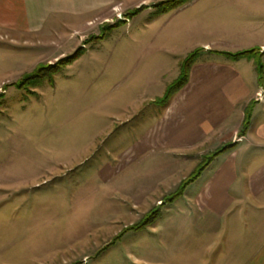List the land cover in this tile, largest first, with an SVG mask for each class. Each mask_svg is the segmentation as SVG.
Masks as SVG:
<instances>
[{
  "label": "rangeland",
  "instance_id": "rangeland-1",
  "mask_svg": "<svg viewBox=\"0 0 264 264\" xmlns=\"http://www.w3.org/2000/svg\"><path fill=\"white\" fill-rule=\"evenodd\" d=\"M136 3L78 31L0 32V264H197L204 183L173 196L213 152L147 140L170 118L179 62L247 49L260 2Z\"/></svg>",
  "mask_w": 264,
  "mask_h": 264
},
{
  "label": "crops",
  "instance_id": "crops-1",
  "mask_svg": "<svg viewBox=\"0 0 264 264\" xmlns=\"http://www.w3.org/2000/svg\"><path fill=\"white\" fill-rule=\"evenodd\" d=\"M129 1L134 7L139 5L138 0ZM226 1L238 6L260 2L256 14L263 25L248 30L251 35L240 37V42L247 44L243 51L259 50L262 81L251 60H229L221 52L225 60L196 59L185 85L171 96L170 118L160 126L158 137L147 142L156 140L163 147L186 152L197 150V158L228 146L196 179L204 183L197 186V264L208 255L211 264H264V0ZM121 2L0 0V32L56 33L74 23L78 31L92 16L105 17L107 8ZM235 48L244 47L237 43ZM247 109L249 124L240 135ZM203 242L216 244L220 251L207 252L200 248Z\"/></svg>",
  "mask_w": 264,
  "mask_h": 264
},
{
  "label": "trees",
  "instance_id": "trees-1",
  "mask_svg": "<svg viewBox=\"0 0 264 264\" xmlns=\"http://www.w3.org/2000/svg\"><path fill=\"white\" fill-rule=\"evenodd\" d=\"M141 8H142V6L137 8L138 12L140 11ZM251 52H254V49L253 50L240 51V52H236L234 54L227 53V52H221V53L223 55H226V56L231 57V58L240 59L242 57L248 56ZM72 57H74V55ZM196 59H197V52L195 50V51L191 52L190 54H188L182 62H179V69H180L179 75H178L177 79L172 84H169L166 87V90H165V93L163 96L164 99L168 100L177 90L181 89L185 85V83L187 82V79H188L190 67L192 66V64L194 63V61ZM255 69H256L257 74H258L259 82H261L262 77H263V66H262L260 61L255 62ZM42 70H44V69H42ZM34 77H37V75L35 74ZM250 114H251L250 110L247 109L241 130L239 132L240 135H242L247 130V127L249 124V119H250ZM227 148H228V146L220 148V149L216 150L215 152H213L209 156V160L205 164H202L201 166H199L191 178L187 179L186 181H184L180 184V186L178 187L177 191L175 192L173 198L180 196L184 192L186 187L199 177V175L205 169V167L208 165V163L211 161V159L214 156H216L217 154L225 151ZM151 217L153 218L154 216H151Z\"/></svg>",
  "mask_w": 264,
  "mask_h": 264
},
{
  "label": "built area",
  "instance_id": "built-area-1",
  "mask_svg": "<svg viewBox=\"0 0 264 264\" xmlns=\"http://www.w3.org/2000/svg\"><path fill=\"white\" fill-rule=\"evenodd\" d=\"M258 98H260V94H258Z\"/></svg>",
  "mask_w": 264,
  "mask_h": 264
}]
</instances>
